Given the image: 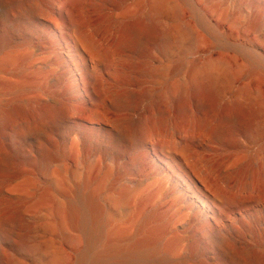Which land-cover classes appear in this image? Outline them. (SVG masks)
Here are the masks:
<instances>
[{"label": "rangeland", "instance_id": "rangeland-1", "mask_svg": "<svg viewBox=\"0 0 264 264\" xmlns=\"http://www.w3.org/2000/svg\"><path fill=\"white\" fill-rule=\"evenodd\" d=\"M16 1L29 5V0ZM37 1L43 10L38 15L43 18L46 11L49 13L44 18L47 28L53 27L52 22L62 16L50 10L59 1L65 9H73L86 25L85 34L93 49V58L87 61L90 65L98 64L95 73L105 92L99 109L103 121L102 125H97L88 119L96 106L82 99L77 89L78 74L71 73L58 88L51 85L52 74H59L58 64H64L67 70L72 68L67 58L58 57L62 49L60 43L66 44L57 34L44 28V38L34 35L25 45L18 42L0 51V63H3L0 126L4 110L15 103L33 106L50 98L57 99L61 105H72L77 111H71L69 118L78 121L75 132L55 133L61 160L44 169L23 167L18 172L0 174V182H6L4 187L13 196L0 199V216L7 219L12 241L23 233V228H19L21 224L28 228L27 249L8 251L14 264H79L88 242L81 228L75 229L64 222L63 213L70 203L77 202L88 180L93 182L90 191L98 194L106 209L107 225L102 239L94 247L95 252L103 250L107 242L121 239L127 243L139 236L138 223L154 213L145 230L162 233L159 253L154 260L141 264H199L203 261L222 264L211 253L203 260L191 258L190 243L184 239L176 242L187 234L178 223L184 212L171 207L175 194L169 196L163 189L166 177L172 175L171 165L160 161L148 148L135 152L133 144L170 142L171 151L183 166L196 161L202 165L213 162L215 193L219 190L234 200L246 199L248 196L242 191L248 186L246 192L251 189L249 192L264 197V0H83L77 8L73 0ZM19 10L18 5L10 11L11 15L18 17ZM135 18L153 19L161 32L160 41L134 45L123 29L125 22ZM29 57L32 58L27 60ZM48 57L55 58V65L44 64ZM146 63L154 74L150 80L138 71ZM205 79L217 83L221 104L244 105L258 112L256 129L261 144L253 145L254 136L240 133L235 147L223 148L216 143L210 148L203 146L213 138L217 124L215 107L214 119L210 120L211 116L198 114L192 106L189 113H177L174 102L181 95L190 94ZM20 86L30 91L20 93L17 91ZM144 88L149 90L150 97L135 109L117 107L112 102L114 95ZM66 89L75 94L70 95ZM151 99L157 100L161 106L159 111L170 119L166 125L158 109L151 105ZM124 121H139L150 136L140 131L131 139L126 155L115 159L105 148H98L96 142L97 138L106 141L112 137ZM202 122L205 126L200 127ZM191 136H194L193 144L185 151L192 159L185 161L180 154L183 145L191 142L188 140ZM245 147L252 151L245 154ZM230 173L231 177H226ZM178 185L188 199L186 203L194 204L211 216L212 212L203 208L181 182ZM231 218L233 221L225 220L224 225L237 231L231 233L225 229V232L236 246L237 259L244 261L243 253L247 251L263 253L264 205L256 203L242 209L241 214L234 211Z\"/></svg>", "mask_w": 264, "mask_h": 264}, {"label": "bare ground", "instance_id": "bare-ground-1", "mask_svg": "<svg viewBox=\"0 0 264 264\" xmlns=\"http://www.w3.org/2000/svg\"><path fill=\"white\" fill-rule=\"evenodd\" d=\"M5 1L0 0V17L2 19L0 20V51L18 42L21 43V46L25 45L28 38L34 35L44 38L45 34L42 33L44 28L57 34L58 38L66 44L60 43L59 47L61 46L62 49L58 57L67 58L72 68L67 70L64 64H58V70H56L59 74L53 73L50 83L53 87L58 88L68 79L71 73L78 74L77 89L83 96V98H79L93 102L96 106V109L89 113L88 119L91 123L102 125L101 121L103 119L99 109L103 105L105 92L100 77L95 73L99 67L98 64L90 65L87 61L88 58H93L91 52L93 50L92 42L85 34L86 25L79 19V15L73 9H65L59 1L56 3L57 8L51 7L50 10H56L62 16L60 20L52 22L53 27L47 28L44 18L49 13L46 11L43 18L38 15L39 12H43L39 1L29 0V5L24 4V1ZM82 1L73 0L74 7H80ZM4 2L7 4L5 5ZM18 5L20 7L18 17H16L17 14L11 15L10 11ZM125 23L123 33L131 36L134 45L139 47L144 42L155 44L160 41L161 32L153 19L135 18ZM254 27L256 28L257 25ZM30 58L32 57L27 58V60ZM45 61L44 64L55 65L56 63L55 58L50 59V57ZM2 66L3 63H0V72ZM138 71L147 80L154 78L153 70L147 63L138 68ZM216 84L209 79H205L190 94L182 93L183 95L174 102L176 112L189 113V107L192 106L198 114L211 116V120L214 119L213 108L215 107L217 124L211 142L203 145L206 148H210L213 143L223 148L235 147L236 136L240 133L249 137L254 136L253 145L261 144L262 142L257 137L259 131L256 129L258 112L244 105L221 104L219 100L220 90ZM17 91L25 94L30 89L20 86ZM66 91L70 95L75 94L70 89H66ZM54 96L56 95L53 94ZM149 97V90L144 88L134 92L125 91L120 95H114L112 96V102L117 107H132L135 109L140 102ZM156 101L151 99L150 103L153 108H157L159 111L161 106ZM71 111L76 112L77 110L72 105H61L54 98L38 102L33 106H25L21 102L15 103L14 106L5 109L2 126H0V174H5L8 171L18 172L23 167L44 169L50 163L61 160L62 156L56 149L57 142L54 137L56 132L69 134L75 132L78 128L77 119L69 118ZM159 113L163 119L162 123L166 125V122L170 119L166 118V113L162 110ZM202 126H205L203 122L200 123V127ZM140 131L146 137L150 136V133L143 130L139 121H124L117 126L113 136L106 141L97 138L96 145L100 149L105 148L115 159H120L131 148L133 136ZM193 139L194 136L188 137L191 142L189 144L185 143L182 147L183 150L180 155L185 161L192 159L185 150L186 147L193 144ZM104 144L107 146L105 147ZM170 144V142L162 145L155 143H138L135 145L134 143L133 149H135V152L141 153L145 148H148L160 161L171 165L172 175L166 177L163 189L169 192V196L175 194L172 196L171 207H178L177 211L184 212L178 223H180L181 230L187 234L184 238L176 240V242H181L184 239L185 242L190 243L188 253L191 258L203 260V258L206 259L208 253H211L213 258L222 264H264V252L254 254L247 251L245 254L243 253L244 261H239L235 253L236 246L230 235L225 232V229H229L231 233H235L237 230L232 226L224 225L225 220L233 221L231 217L234 211L241 214L242 209L256 203L264 205V197L261 194L249 192L251 189L246 192L248 186L242 191V194H247L246 199L237 197L238 199L234 200L219 190H217L218 194L215 193L216 167L213 162L202 165V163L196 161L188 167L183 166L178 163L179 158L171 151ZM251 151V148H244L245 154ZM212 152L216 153V150ZM226 177H231V173L226 174ZM179 182L183 184L186 191L196 198L203 208H207L212 212L210 217H208V213L195 208L194 204L186 203L188 199L184 191L179 189ZM5 184L6 182H0V199L2 200L13 198L4 187ZM92 184L93 182L88 180L85 183V190L80 193L77 202L70 203L63 213L64 222L75 229L81 228L88 242V247L82 253L79 264H141L154 260L159 253V242L162 233L145 230L148 223L153 219L154 213L149 214L138 223L139 236L129 239L127 243H124L121 239L115 242H107L103 250L94 251L95 245L102 239L107 221L105 206L100 201L98 194L90 191ZM171 190H173V193ZM165 195L166 193L161 198ZM230 205L231 207L226 209ZM7 228V219L0 216V245H2L0 247V264L15 263L14 259L8 254L11 249H27L28 228L21 224L19 228H23L21 230L23 233L19 234L15 241H12V233ZM199 264L206 263L203 261Z\"/></svg>", "mask_w": 264, "mask_h": 264}]
</instances>
